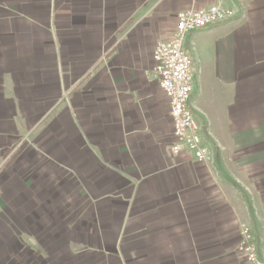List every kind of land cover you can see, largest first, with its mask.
Here are the masks:
<instances>
[{
	"label": "crops",
	"instance_id": "crops-1",
	"mask_svg": "<svg viewBox=\"0 0 264 264\" xmlns=\"http://www.w3.org/2000/svg\"><path fill=\"white\" fill-rule=\"evenodd\" d=\"M212 4L183 40L199 161L152 49ZM239 223L264 258V0H0V264H247Z\"/></svg>",
	"mask_w": 264,
	"mask_h": 264
},
{
	"label": "built area",
	"instance_id": "built-area-1",
	"mask_svg": "<svg viewBox=\"0 0 264 264\" xmlns=\"http://www.w3.org/2000/svg\"><path fill=\"white\" fill-rule=\"evenodd\" d=\"M234 16L231 9L218 4L207 8L186 9L177 13L176 26L170 38L157 41L152 49L153 70L168 98L172 118V133L176 142L171 146L173 154L186 147L199 161L206 158V148L201 143L198 124L189 106L191 97V57L183 49V40L189 31L224 21ZM239 242L237 251L247 264H264L249 226H237Z\"/></svg>",
	"mask_w": 264,
	"mask_h": 264
},
{
	"label": "rangeland",
	"instance_id": "rangeland-1",
	"mask_svg": "<svg viewBox=\"0 0 264 264\" xmlns=\"http://www.w3.org/2000/svg\"><path fill=\"white\" fill-rule=\"evenodd\" d=\"M90 248L89 246H86L85 248L80 249V251H88ZM78 252V251H77ZM76 253V252H75ZM79 253V252H78ZM71 257V256H70Z\"/></svg>",
	"mask_w": 264,
	"mask_h": 264
},
{
	"label": "bare ground",
	"instance_id": "bare-ground-1",
	"mask_svg": "<svg viewBox=\"0 0 264 264\" xmlns=\"http://www.w3.org/2000/svg\"><path fill=\"white\" fill-rule=\"evenodd\" d=\"M195 9V8H194Z\"/></svg>",
	"mask_w": 264,
	"mask_h": 264
}]
</instances>
